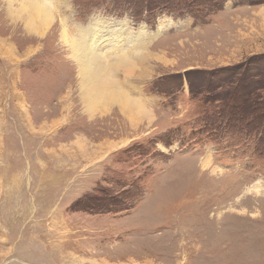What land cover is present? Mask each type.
<instances>
[{
	"label": "rangeland",
	"instance_id": "1",
	"mask_svg": "<svg viewBox=\"0 0 264 264\" xmlns=\"http://www.w3.org/2000/svg\"><path fill=\"white\" fill-rule=\"evenodd\" d=\"M44 1L36 35L0 0V264H264V0ZM60 21L106 60L147 41L117 75L146 116L88 112ZM205 91L225 120L253 110L256 139L198 129L220 119Z\"/></svg>",
	"mask_w": 264,
	"mask_h": 264
},
{
	"label": "bare ground",
	"instance_id": "2",
	"mask_svg": "<svg viewBox=\"0 0 264 264\" xmlns=\"http://www.w3.org/2000/svg\"><path fill=\"white\" fill-rule=\"evenodd\" d=\"M7 1L9 3L16 2V0H7ZM19 1L21 3V8L25 12V15L28 19V25L27 24L26 25H27L28 31L30 33H34L36 35H44V32L46 30H48V28H52L54 26V22H55V18H54V14H53L54 9L52 7V4H50L51 2L48 3V2H45L44 0H19ZM35 21H37L36 26L33 25V23ZM105 21H107V20H105ZM105 26L106 25H104V27ZM159 29L162 30L161 28H159ZM159 29H158V31H159ZM57 32L59 33V35H58L59 40L65 46L69 47V49H70L69 51H70L71 61L73 62L74 66H75V69H76V72L78 75V79L80 78L82 100H83L84 104L86 105V107L88 108L89 113L92 114V112H94L96 110L106 109L107 106L109 107V105L115 104L119 108L121 113L127 112L131 118H135V117L138 118V115L140 116V114H141V116H146L148 114V111H145L143 107L140 108L139 100L131 98L123 90V88H121V86L119 84V80L117 79V75L120 73L123 74L125 76V78H127V77L134 76L136 72H138V74L145 72L144 68H145L146 62L148 60H151L154 58V55L151 54L150 52H148V49L146 48V46L149 44H147V45L145 44L147 42V41L145 42V39H144V41L141 40L142 38L138 40V49L132 50V49H126L125 48L126 50L120 51L119 55H112L109 57V59L106 60L102 54L103 51H101L100 48H97L96 46H94L93 44H91L87 40V37L85 36L87 34V32L78 30L77 31L78 35H77V33H75V31L71 30V27H68L66 25V23H64V21L63 22L60 21V25L58 26ZM138 34H140V33H137V35ZM144 35H146V34H144ZM140 37H142V36H140ZM146 37H148V36H146ZM150 37H149V39H150ZM108 40H109V38H108ZM130 40H131V38H130ZM112 41H113V38H112ZM98 46H100V45H98ZM109 52H110V50H109ZM11 56H13V55L11 54ZM19 115H21V114H19ZM22 115H24V118H26L25 124L26 125L28 123L30 124L31 119H30L27 111L22 112ZM63 118L65 121H67V119L65 117H63ZM138 119H141V117H139ZM64 120H61V121H64ZM128 120H130V119H128ZM44 121H45V119H44ZM58 122H60V121H58ZM53 123L57 124V122H52L51 124H53ZM29 127H30L29 130L33 134H37L41 130L47 129V127H41L39 129L40 131L37 132L31 127V125H29ZM53 228H54V226H53ZM50 238H51V236H50ZM261 259H260V261H261Z\"/></svg>",
	"mask_w": 264,
	"mask_h": 264
},
{
	"label": "trees",
	"instance_id": "3",
	"mask_svg": "<svg viewBox=\"0 0 264 264\" xmlns=\"http://www.w3.org/2000/svg\"><path fill=\"white\" fill-rule=\"evenodd\" d=\"M146 6H150V4L147 2ZM155 7L156 8H152L150 10H148L147 8H144V9H145V11H148V12H151L153 10H160L162 7L164 8V4H157V6L155 5ZM164 10L165 11H163V12H175V11H177V10H175V8H171V9L164 8ZM115 11H116V8H115ZM126 12H128V11H124V13H126ZM130 13H131L130 19L132 21H134L135 23L138 24V23L143 21L142 18L137 20V16L132 11H130ZM156 13H158V11L155 12L154 14H156ZM143 14L145 16L147 15V13H143ZM159 14H157V15H159ZM152 18H153V15L151 13H149L148 19L146 17L145 23H150L152 21ZM208 93H209V91H207V92L205 91L204 94H206L207 96H205V98L200 101L201 103L202 102L205 103V104L204 103H202V104L206 107V109H207V107H210L206 103V100H208V97H209ZM211 109L214 110L213 116L220 117V119H215V120H212V121L203 120L202 126H201L202 128H198V129H200V130H202V129L211 130V131L217 132V133L218 132H220V133H224V132L229 133V134H231L233 136V139H234L235 142H236L237 138L242 139L243 137L244 138L253 137L254 139H256L255 136H256V129L258 128V125H257L258 119L254 118V117L250 118L251 115H252V112H250V111H253V110H250V108H248L246 110L244 109V110L239 111V112H234V113H232L230 115H227L226 117H230L232 115L234 118H228L226 120L223 119V117H224L223 109H221V110L218 109V108L217 109L211 108ZM258 111H261V110H258ZM262 113H263V117H262L261 127L264 126V111H261L259 113V114H262ZM237 115H239V116H237ZM256 117L259 118L258 115ZM257 135L260 136L259 139H264V137L263 138L261 137L260 131L257 133Z\"/></svg>",
	"mask_w": 264,
	"mask_h": 264
}]
</instances>
